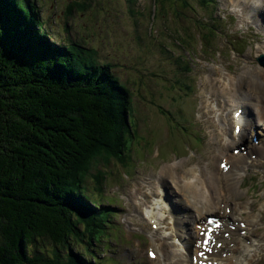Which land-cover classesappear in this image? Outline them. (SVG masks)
I'll use <instances>...</instances> for the list:
<instances>
[{
    "label": "rangeland",
    "instance_id": "rangeland-1",
    "mask_svg": "<svg viewBox=\"0 0 264 264\" xmlns=\"http://www.w3.org/2000/svg\"><path fill=\"white\" fill-rule=\"evenodd\" d=\"M216 1L213 15L216 22L212 28L207 25L214 32L213 43L203 48L199 39L202 25L197 27L193 23L208 18L210 14L197 9L192 0L194 10L184 9L187 15L184 26L192 37L190 41L174 19L175 14L169 8L161 12L163 5L154 0H132L131 5L126 0L32 2L40 15V29L51 37L48 43H65L71 51L86 55L88 63L94 61L100 66H110L114 77L131 97V138L125 136L124 149L108 150L103 147L101 152L94 154L87 162L83 172L84 182L80 186V191L97 194L103 199V204H110L114 210L112 223L119 238L116 242H108V248L105 245L100 250L96 245L93 247L98 251L100 261L110 259L111 262L107 264H166L168 261L163 251L176 256L181 253L182 244L175 237L173 241L170 232L175 219L172 216L186 215L189 209L176 212L175 207L179 208L184 201L179 193L171 197L163 196V190L170 194L169 188L173 183L170 178H160L159 172L165 164L178 163L181 159L191 165L198 164L202 158L212 160L214 155L225 153L223 147L231 137L224 134L223 128L227 127V122L222 116H216V108L218 106L220 112L225 114L233 108L228 107L223 98L214 96V72L238 76L246 65L252 69H264L257 62V58L264 55V50L258 49L264 46V27L260 26V22L264 23L263 1ZM253 3L259 8L251 7ZM177 4L181 7L180 2ZM131 10H134L133 13ZM254 15L260 18L253 20ZM192 17L194 20L190 24ZM175 40L180 43L185 40L186 44L179 45ZM178 58L182 60L181 68L188 65L189 73L178 69ZM248 88L247 83L239 87L241 93ZM214 130L223 132L220 140ZM256 131H249V135L241 139L242 142L247 143L249 139L260 146L264 142L261 136L263 129L258 127ZM230 149L231 155L238 156L249 150V146L242 151L236 145ZM250 157L248 164L237 172L242 179L236 185L240 183L238 187L243 193L238 198H230L227 205L236 207L240 201L253 202L250 208L254 215H259L260 225L252 229L260 233V228L264 226V167H260L259 163H264V159L255 158L254 154ZM217 161V168L214 167V173L216 169L219 173L216 183L225 189V177L220 166L223 161L219 165ZM229 168L227 166L224 173ZM204 175L207 179L210 176L208 172H204ZM212 179L214 181V174ZM154 182L156 189L158 187V196L155 189V194L149 195L137 209L134 200L137 196H144ZM153 199L158 202L154 211L157 218L151 221L145 211H148ZM223 211L221 206L219 211L209 215L213 218L204 219V223L208 224V220L212 219L214 224L210 227L214 228L225 217ZM187 221V218L182 219L183 229H190ZM203 234V231L196 230L193 241ZM260 235L263 239L264 235ZM247 236L248 240L257 239L255 235ZM236 249L238 252L228 260L232 259L234 264H247L242 257L241 247ZM76 251L73 247L72 252ZM149 252L155 256L151 258ZM220 264H225V261ZM252 264H264V257Z\"/></svg>",
    "mask_w": 264,
    "mask_h": 264
},
{
    "label": "trees",
    "instance_id": "trees-1",
    "mask_svg": "<svg viewBox=\"0 0 264 264\" xmlns=\"http://www.w3.org/2000/svg\"><path fill=\"white\" fill-rule=\"evenodd\" d=\"M154 1L192 40L184 26L190 0ZM32 2L0 0V264H107L93 247L118 240L114 210L80 186L94 154L125 148L131 97L110 66L48 43ZM192 2L210 14L193 23L209 47L217 1Z\"/></svg>",
    "mask_w": 264,
    "mask_h": 264
},
{
    "label": "bare ground",
    "instance_id": "bare-ground-1",
    "mask_svg": "<svg viewBox=\"0 0 264 264\" xmlns=\"http://www.w3.org/2000/svg\"><path fill=\"white\" fill-rule=\"evenodd\" d=\"M262 1L263 3L261 4H264V0ZM256 3H253L251 7H256ZM256 8H259V6ZM257 17L260 18L258 15H254L252 18L254 20ZM256 25H258V22H256ZM260 26L264 27V23L260 22ZM258 49L264 50V46ZM234 62L238 67L235 59ZM214 73V96L223 98L227 106L233 108L226 114L220 112L218 106L216 108V116H222L223 120L227 122V127H224L223 131L225 135L228 134L229 138L231 137V140L223 147L225 153L218 156L214 155L212 160L205 157L200 159L198 164L189 165V163L181 159L178 163L165 164L161 168L159 172L160 178H170L173 183L172 188H169L171 190L170 194L163 190V196L171 197L179 193L184 201L181 206L174 202L179 205V208L175 207L176 212L181 213L184 209H189L186 215L172 216L175 219L170 232L173 236V241L175 237L182 244V249L177 256L174 253L163 251L162 254L168 261L166 264H220L222 261H225V264H234L232 259H228L238 252V249H236L238 246L241 247L242 257L247 261V264L259 262L264 257V238L262 239L260 235L261 233L264 235V226L260 228L262 229L260 233H256L257 229H252L260 225L259 215H254L250 208L253 202L243 203L240 201L236 207H228L227 205L230 198H238L243 193L238 187L240 183L236 185L237 181L242 179L237 173L240 167L248 164L250 156L253 154L259 159H264V142L260 146L254 145L249 139L247 143L245 141L242 142L249 131L257 132L256 129L258 127L263 129L261 136L264 138V69H252L246 65L238 72V76L228 72L225 74L222 71ZM244 83H247L249 88L241 93L239 87ZM255 120H257V125ZM238 129L239 131H237ZM214 133L217 139L220 140V135L223 132L217 133L214 130ZM233 145H236L241 151L249 146V150L245 151L244 154L233 156L229 152ZM216 160H218V165L223 161L224 166H230L227 172H222L225 177V189H221L216 183L219 174L217 169L214 173V167L216 166L217 168ZM259 166L264 167V163H259ZM204 172H208L210 175L208 179L205 177ZM212 173L215 176L214 181ZM155 184L154 182L147 188L144 196L136 197L134 203L137 209L142 206L149 195L153 196L155 194ZM156 196H158V191ZM159 198L161 199V197ZM155 200H152L148 211H145L151 221L157 218V214L154 211L158 206V202ZM167 203H170V201L167 200ZM165 205L168 207L166 202ZM221 206L224 210L223 213H225L223 220L214 228L204 223V219L213 218L209 217V215L216 210L219 211ZM170 214L172 215V209H170ZM183 218L188 219L187 223L190 229L182 228L184 225L182 222ZM196 230L203 231L204 234L196 241H193L194 237H196ZM250 230L251 232H249ZM206 233L207 236L205 235ZM247 235H255L257 239L248 240ZM205 239L209 240L206 246L204 243ZM169 240H171L170 233ZM236 245L238 246L235 248ZM163 246L166 247L168 245L163 244ZM186 257L188 259L184 260ZM174 258L177 259L173 261Z\"/></svg>",
    "mask_w": 264,
    "mask_h": 264
},
{
    "label": "water",
    "instance_id": "water-1",
    "mask_svg": "<svg viewBox=\"0 0 264 264\" xmlns=\"http://www.w3.org/2000/svg\"><path fill=\"white\" fill-rule=\"evenodd\" d=\"M257 62L259 64V66L263 67L264 68V55H260L258 58H257Z\"/></svg>",
    "mask_w": 264,
    "mask_h": 264
},
{
    "label": "snow or ice",
    "instance_id": "snow-or-ice-1",
    "mask_svg": "<svg viewBox=\"0 0 264 264\" xmlns=\"http://www.w3.org/2000/svg\"><path fill=\"white\" fill-rule=\"evenodd\" d=\"M237 131H239V129H238ZM221 167H223V165H221ZM205 235L207 236V233H206ZM208 242H209V240H208V239H205V241H204L205 246L207 245ZM150 255H151V254H150Z\"/></svg>",
    "mask_w": 264,
    "mask_h": 264
}]
</instances>
